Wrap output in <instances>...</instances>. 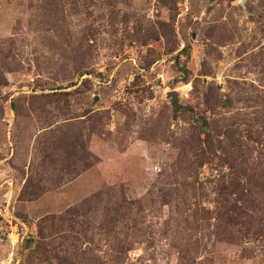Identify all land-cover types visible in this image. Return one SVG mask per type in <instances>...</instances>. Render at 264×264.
I'll use <instances>...</instances> for the list:
<instances>
[{
  "label": "rangeland",
  "instance_id": "1",
  "mask_svg": "<svg viewBox=\"0 0 264 264\" xmlns=\"http://www.w3.org/2000/svg\"><path fill=\"white\" fill-rule=\"evenodd\" d=\"M0 264H264V0H0Z\"/></svg>",
  "mask_w": 264,
  "mask_h": 264
},
{
  "label": "trees",
  "instance_id": "2",
  "mask_svg": "<svg viewBox=\"0 0 264 264\" xmlns=\"http://www.w3.org/2000/svg\"><path fill=\"white\" fill-rule=\"evenodd\" d=\"M189 52V47L183 50V53H188ZM75 84H72L71 86H74Z\"/></svg>",
  "mask_w": 264,
  "mask_h": 264
},
{
  "label": "water",
  "instance_id": "3",
  "mask_svg": "<svg viewBox=\"0 0 264 264\" xmlns=\"http://www.w3.org/2000/svg\"><path fill=\"white\" fill-rule=\"evenodd\" d=\"M242 4V1H239Z\"/></svg>",
  "mask_w": 264,
  "mask_h": 264
}]
</instances>
